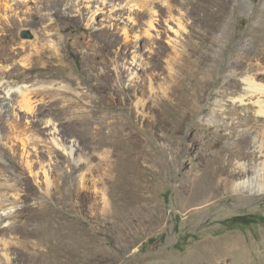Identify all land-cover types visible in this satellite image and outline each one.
Wrapping results in <instances>:
<instances>
[{"label":"rangeland","instance_id":"374dc122","mask_svg":"<svg viewBox=\"0 0 264 264\" xmlns=\"http://www.w3.org/2000/svg\"><path fill=\"white\" fill-rule=\"evenodd\" d=\"M66 1L6 9L46 30L0 44V84L38 88L0 116V264H261L264 0Z\"/></svg>","mask_w":264,"mask_h":264},{"label":"bare ground","instance_id":"6f19581e","mask_svg":"<svg viewBox=\"0 0 264 264\" xmlns=\"http://www.w3.org/2000/svg\"><path fill=\"white\" fill-rule=\"evenodd\" d=\"M25 5V0L18 1V0H0V23L2 25L0 26V44L2 43H11L16 40V37H18L20 40H22V44H26L27 42H30V40H36L38 39V36L44 35L46 27L44 25L40 27L39 29L35 27L34 23L31 21L32 17L30 16V20L26 21L25 24L22 25L20 29L16 27L14 24H10L9 27L4 26L3 23H7L9 20L6 15H7V8L11 9L13 12L20 13L22 12V7ZM80 5H84L86 9H88L89 13V19L92 20L94 19V16L98 13L104 14L109 13V16H118V17H124L128 13L130 14L132 12V9L130 6H127L123 2L119 0H67L66 1V6L68 9L73 10L74 12H79V7ZM38 12V19L42 20L45 18H49L47 13L42 12V10L37 7ZM9 24V23H8ZM7 24V25H8ZM35 27V28H34ZM150 27V25L148 26ZM31 41V42H32ZM5 45V44H4ZM52 46V45H51ZM34 55L29 57L24 66L23 72L26 73L28 76L33 77V73L38 69L39 64L42 63L41 60L43 58V55L47 52V48L44 47L43 44H39L34 51ZM32 55V54H31ZM44 59V58H43ZM44 63V64H43ZM44 69L47 71H50L52 67L51 62H43ZM11 68L7 67L6 72L4 73L5 77L10 76L11 74ZM232 79V81H231ZM229 79V82L235 81L233 78ZM242 82L245 84V91H247V94L252 93V78L251 77H244L242 79ZM207 83V82H206ZM205 83V84H206ZM204 84V85H205ZM38 88H36L33 85H27V84H21L20 86H9V85H3L0 84V116L2 113L6 112L3 111L2 109L7 106V107H12L10 104L11 101H15L21 106H23L26 109H31V105L33 104V99L34 97L38 94L37 93ZM14 100V97H16ZM245 96H240L238 98L239 101H243ZM9 101V102H7ZM35 101V100H34ZM3 104L5 106H3ZM26 133V132H25ZM21 132H15L14 134V139L20 138ZM24 134V133H23ZM5 144V143H4ZM6 145V144H5ZM7 146V145H6ZM11 149V147H9ZM23 150V148H21ZM23 153H21L22 155ZM25 160V158H23ZM25 164L27 167H29L28 162L25 160ZM217 171L219 172H224L228 175H234V174H240V173H246L247 170L245 167L242 168H237V170L234 169V172H230L227 168H222L219 166L217 168ZM257 171H260L257 170ZM257 173V172H256ZM257 178V176H256ZM250 181V180H249ZM249 182L247 181H235L232 184H229L228 182L226 184L230 185V188H232L234 191L238 189V187L246 188L250 187L248 185ZM257 186V185H256ZM249 189V188H248ZM252 191L259 192L263 190L262 185H258L257 188L252 187L250 188ZM250 190V191H251ZM4 212V211H3ZM1 213L0 214V220L6 219L9 215V213ZM261 264H264V261L260 260Z\"/></svg>","mask_w":264,"mask_h":264}]
</instances>
